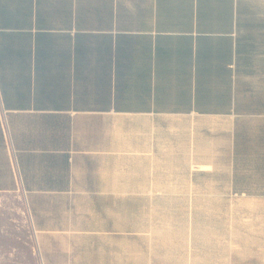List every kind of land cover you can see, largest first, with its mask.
<instances>
[{
  "label": "crops",
  "instance_id": "0c3cea01",
  "mask_svg": "<svg viewBox=\"0 0 264 264\" xmlns=\"http://www.w3.org/2000/svg\"><path fill=\"white\" fill-rule=\"evenodd\" d=\"M228 192L264 193V0H0V260L117 264Z\"/></svg>",
  "mask_w": 264,
  "mask_h": 264
},
{
  "label": "rangeland",
  "instance_id": "374dc122",
  "mask_svg": "<svg viewBox=\"0 0 264 264\" xmlns=\"http://www.w3.org/2000/svg\"><path fill=\"white\" fill-rule=\"evenodd\" d=\"M214 194L223 200L214 199L208 206L198 198L189 207L190 217L182 207L181 229L171 231V225L164 226L149 240L143 235L133 246V254L131 249L120 247L111 260L117 264H264V193ZM253 194L260 195L256 207ZM15 260L5 257L0 264H17Z\"/></svg>",
  "mask_w": 264,
  "mask_h": 264
},
{
  "label": "built area",
  "instance_id": "2783aa9c",
  "mask_svg": "<svg viewBox=\"0 0 264 264\" xmlns=\"http://www.w3.org/2000/svg\"><path fill=\"white\" fill-rule=\"evenodd\" d=\"M7 129V128H6ZM7 131V130H6Z\"/></svg>",
  "mask_w": 264,
  "mask_h": 264
}]
</instances>
